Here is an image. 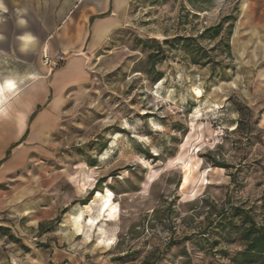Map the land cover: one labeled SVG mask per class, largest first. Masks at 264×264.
Instances as JSON below:
<instances>
[{
  "label": "rangeland",
  "instance_id": "rangeland-1",
  "mask_svg": "<svg viewBox=\"0 0 264 264\" xmlns=\"http://www.w3.org/2000/svg\"><path fill=\"white\" fill-rule=\"evenodd\" d=\"M89 70L39 163L0 192V264H227L244 246L218 213L264 224V0H131ZM37 189L59 196L54 219L38 221Z\"/></svg>",
  "mask_w": 264,
  "mask_h": 264
},
{
  "label": "crops",
  "instance_id": "crops-1",
  "mask_svg": "<svg viewBox=\"0 0 264 264\" xmlns=\"http://www.w3.org/2000/svg\"><path fill=\"white\" fill-rule=\"evenodd\" d=\"M130 3L0 0V192L5 184L21 183L25 169L39 163L68 96H76L91 81L90 55L122 26ZM44 51L64 54L65 62L50 71L43 63ZM33 181L39 183L38 178ZM36 191L33 199L40 200L42 213L38 221L57 217L59 196Z\"/></svg>",
  "mask_w": 264,
  "mask_h": 264
},
{
  "label": "trees",
  "instance_id": "trees-1",
  "mask_svg": "<svg viewBox=\"0 0 264 264\" xmlns=\"http://www.w3.org/2000/svg\"><path fill=\"white\" fill-rule=\"evenodd\" d=\"M233 19V16H230L229 19ZM234 24L232 23L229 27L228 34H232ZM221 26L217 27L210 38H216L221 35ZM212 30H207V33H210ZM175 39V38H174ZM167 41V40H165ZM227 49L229 55H231L230 45L227 44ZM161 50L159 44L157 49H153L149 54V59H154ZM165 57L161 56L156 60V63L164 60ZM239 107H242L241 105ZM239 127V125H238ZM215 165L221 166L220 162L215 160ZM106 178H103V181H106ZM98 190H95V192ZM216 229H220L221 232H226L225 237H233L236 233L239 235V240L242 242L244 249L240 251L233 252L228 256L227 264H264V224H258L255 218L246 210L241 207H235L232 210L224 209L217 215ZM239 218V222H237ZM60 217L57 218L59 221ZM205 234V232H199L200 235ZM187 236L182 238V241L187 240ZM168 242L167 244H170ZM110 250L108 253H110ZM120 258H115L119 260ZM113 261V260H112ZM185 264H190V262H185Z\"/></svg>",
  "mask_w": 264,
  "mask_h": 264
},
{
  "label": "bare ground",
  "instance_id": "bare-ground-1",
  "mask_svg": "<svg viewBox=\"0 0 264 264\" xmlns=\"http://www.w3.org/2000/svg\"><path fill=\"white\" fill-rule=\"evenodd\" d=\"M107 199L105 200L106 195L100 190L97 192V198L100 199L101 202V213L103 214L104 217H107V219L113 220V212L119 211V205L117 202L112 200L113 193L109 192ZM91 223H95L96 220L94 218H91ZM83 214L82 212H79L74 216V225L80 229L83 226Z\"/></svg>",
  "mask_w": 264,
  "mask_h": 264
},
{
  "label": "built area",
  "instance_id": "built-area-1",
  "mask_svg": "<svg viewBox=\"0 0 264 264\" xmlns=\"http://www.w3.org/2000/svg\"><path fill=\"white\" fill-rule=\"evenodd\" d=\"M65 62V55L62 53L56 54L55 56H51L44 51L43 54V63L46 65L50 71L60 67Z\"/></svg>",
  "mask_w": 264,
  "mask_h": 264
}]
</instances>
